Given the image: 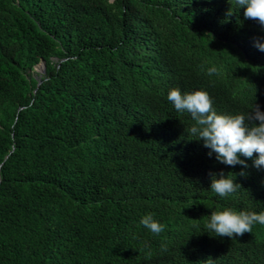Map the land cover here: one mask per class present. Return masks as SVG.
Wrapping results in <instances>:
<instances>
[{"label":"trees","instance_id":"obj_1","mask_svg":"<svg viewBox=\"0 0 264 264\" xmlns=\"http://www.w3.org/2000/svg\"><path fill=\"white\" fill-rule=\"evenodd\" d=\"M0 264H264V0H0Z\"/></svg>","mask_w":264,"mask_h":264},{"label":"water","instance_id":"obj_2","mask_svg":"<svg viewBox=\"0 0 264 264\" xmlns=\"http://www.w3.org/2000/svg\"><path fill=\"white\" fill-rule=\"evenodd\" d=\"M38 65L40 66V69L37 70V72H39V73H43L44 70H45V63H44V61L42 60ZM38 84H39V82L37 83V85H38Z\"/></svg>","mask_w":264,"mask_h":264},{"label":"rangeland","instance_id":"obj_3","mask_svg":"<svg viewBox=\"0 0 264 264\" xmlns=\"http://www.w3.org/2000/svg\"><path fill=\"white\" fill-rule=\"evenodd\" d=\"M39 69H40V66H39V65H37V66L35 67L34 71H36V72H37V70H39Z\"/></svg>","mask_w":264,"mask_h":264}]
</instances>
